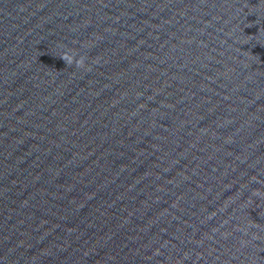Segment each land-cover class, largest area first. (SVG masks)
Wrapping results in <instances>:
<instances>
[{
    "label": "water",
    "instance_id": "95a60500",
    "mask_svg": "<svg viewBox=\"0 0 264 264\" xmlns=\"http://www.w3.org/2000/svg\"><path fill=\"white\" fill-rule=\"evenodd\" d=\"M0 264H264V0H0Z\"/></svg>",
    "mask_w": 264,
    "mask_h": 264
},
{
    "label": "clouds",
    "instance_id": "9594fccd",
    "mask_svg": "<svg viewBox=\"0 0 264 264\" xmlns=\"http://www.w3.org/2000/svg\"><path fill=\"white\" fill-rule=\"evenodd\" d=\"M72 59H73V58H72L71 56H69V55L66 54V59H64V60H65L66 62H68V63H71V62H72ZM78 63L82 65V64H83V59L81 58V60L78 61Z\"/></svg>",
    "mask_w": 264,
    "mask_h": 264
}]
</instances>
